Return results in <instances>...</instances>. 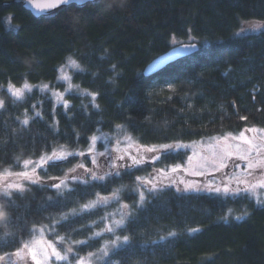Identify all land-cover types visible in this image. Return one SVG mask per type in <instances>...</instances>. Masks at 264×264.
I'll return each mask as SVG.
<instances>
[{
	"label": "trees",
	"instance_id": "1",
	"mask_svg": "<svg viewBox=\"0 0 264 264\" xmlns=\"http://www.w3.org/2000/svg\"><path fill=\"white\" fill-rule=\"evenodd\" d=\"M247 21L264 22V0H98L40 18L22 3L0 0V174L56 150L73 154L38 169L40 182L0 195L11 213L7 230H0V256L16 258L34 229L48 225L63 251L72 247L69 264L117 236L121 244L100 264H264L261 197L186 190L211 177L165 172L185 163L188 151L161 154L151 165L104 180L52 187L80 165L91 167L84 152L92 137L120 127L140 147L264 130V30L236 35ZM190 39L200 45L198 53L155 77L143 75L173 41ZM69 57L81 65L74 82L88 93L68 95L67 108L36 90L22 100L7 92L10 84L56 82ZM162 80L171 87L155 85ZM142 176L156 190L137 207L132 188ZM117 191L130 216L96 237L116 203L79 210Z\"/></svg>",
	"mask_w": 264,
	"mask_h": 264
},
{
	"label": "rangeland",
	"instance_id": "2",
	"mask_svg": "<svg viewBox=\"0 0 264 264\" xmlns=\"http://www.w3.org/2000/svg\"><path fill=\"white\" fill-rule=\"evenodd\" d=\"M256 23L264 24V22L247 21L241 25L237 33H239V35H246L249 33H256L261 30H264V27H261L255 31L251 29L243 32L241 31V28H248L249 24ZM193 42V39H190L185 42L175 40L173 41V46L182 43ZM72 58L75 59L74 57ZM61 69H63V75H66L69 79L64 80L61 78ZM80 70L81 65L78 69L73 68L69 64V59H67L65 63L60 67L57 80L54 83L43 82L39 84H29L30 89H25L24 84L14 85L15 87L20 88L22 90L21 96L17 97L14 95L16 97L15 99L22 100L25 97L26 93H32L36 90L41 94L47 95L52 98L56 105H64L65 102H67V104L69 105V100L67 99L68 95L79 92L88 93L87 91L81 90L78 85L74 82L73 75L75 72ZM155 82V85L159 86L160 88L171 87V84L165 80ZM69 83H71L72 85L71 89L68 88ZM45 84L48 85L47 88L43 87ZM57 84H62L63 86L60 88L56 86ZM7 92L12 93L11 91H9V86ZM54 93L60 94L61 98L58 99L56 95H53ZM241 132H244L245 136L248 139L252 140L254 145L259 146L260 153L264 154V130L256 129V132L253 133L251 129H245ZM240 133L233 135L218 136L191 143L168 144L173 145V148L163 149L161 147L162 145L140 147L136 144L135 140L127 132V130L124 127H120L116 129L113 133H100L94 136L96 137V141L93 143V141L91 140V147L86 152H84L86 154V157L89 158L91 161V167L86 168L84 166H79L76 169H73L72 171L68 172V176L63 179V181H65L64 184L68 185V182H77L79 180L85 179L100 180L99 177L101 176L106 179V177H109L112 174L117 175V173L120 174L121 172L125 171H133L138 168L151 165V162L155 161L161 154L169 152L188 151L189 154L187 160L185 161V163L179 165L178 170H184L187 174L195 177L206 175H210L211 177L207 179V182L202 183V185L189 183L188 185H191V187H187V185L186 190H201L218 194L221 196H237L242 194H248L249 196H254L256 198L261 197L259 199L262 200L264 199V187H261L260 185L264 184V175H261L259 169L251 170L252 174L249 175L248 170H246L247 162L241 161L235 155H233L231 159L224 161L227 164V167L217 170L219 168L221 160L224 157L225 152L231 151L233 153L243 154L245 148L249 147L245 145L242 140L238 139ZM152 148H155L156 151H148V149ZM53 153H56L57 156L63 153L65 158L73 155H68L69 152H67V150L60 149L36 159H28L22 161L20 163L19 172H14L11 169H6L0 174V195H7L6 193L12 194L14 192L24 190L26 188L25 186L29 183L40 182V178L37 175L38 169L42 168L44 165L48 164L51 161L61 160L53 157ZM102 153L103 155H101ZM250 154L251 157L254 159L259 158L258 153L255 149H252ZM49 157L52 158L49 159ZM120 157H123V160H121ZM132 157H135L137 161H140V163H133ZM93 158H95L96 163H92ZM233 160L235 161V164H239L240 166L235 167L233 164ZM26 161L28 162L27 164H25ZM176 167L177 166H173L169 168V170L166 169L165 172L171 171V169ZM24 172H27L28 176L31 177V179L20 175V173ZM201 172L203 173V175L198 174ZM74 177L76 179H73ZM56 182L57 180L54 181L53 184H57ZM16 185H19V187H16ZM253 185H255L256 187L254 190H251ZM209 188H219L220 191H209ZM225 189H227V191H225ZM236 189H241V191L236 192ZM244 189L249 190L245 191ZM132 190L139 196V203L137 204V207H140L144 198H146V196L150 192L156 190V187L151 177L142 176L137 179V182L132 188ZM141 194H143V199H141ZM120 199L121 192L117 191L114 195L97 198L87 204L90 205V207L86 208L84 206L79 210V213H82L84 211L97 208L98 206H111L112 204L116 203L115 209H112V212L106 217L105 228L98 229L95 231L94 235L96 237L106 232L107 228H111L112 231L115 230L117 227L123 225L129 218L131 208L127 207L124 203H122ZM76 214V212H72L71 214L62 217V220ZM58 241L63 242V240L60 238L58 239ZM26 244L28 245V249H24L23 246V251H21L22 249L20 250L19 256H16V258L14 256L8 257L6 259L4 258L3 260H0V264H13V262L14 264H35V262L31 258L32 251H35L37 253V259H42V254L45 251L51 254L52 248H55V250L59 252L61 256H67L68 259L69 254L72 253V251L68 252V249L72 247H64L63 251L58 246L57 239L53 236L52 228L48 225L35 228L31 239ZM120 244L121 242L119 243L118 241H116L115 245L113 244V242H105L100 252L88 258L80 259L75 264H100L106 258V256L109 255L110 252L115 250L117 247H119ZM105 251L107 252V255L104 254ZM68 259L56 260L55 257L52 256V258L47 261V264H69Z\"/></svg>",
	"mask_w": 264,
	"mask_h": 264
},
{
	"label": "snow or ice",
	"instance_id": "3",
	"mask_svg": "<svg viewBox=\"0 0 264 264\" xmlns=\"http://www.w3.org/2000/svg\"><path fill=\"white\" fill-rule=\"evenodd\" d=\"M58 2H59V3H63V4H68V3L71 2V0H58ZM86 2H87V0H85V3H86ZM6 19H7L8 22H11V20H12V16H8ZM261 27H264V24H261V23L249 24V25H248V28H241V31L243 32V31H247V30H249V29L255 31V30H257V29H259V28H261ZM189 31H190V30H189ZM236 35H239V33H236ZM184 47L195 48V47H196V44L193 43V44L185 45ZM69 64H70L73 68H77V69H78V68L80 67V65H78V64H77L75 61H73V60H69ZM113 67H114V66H113ZM61 73H62V77H61L62 79H64V80L69 79L66 75H63V69H61ZM43 87H44V88H47L48 85L45 84ZM24 88H25V89H30V85L27 84V83H25V84H24ZM68 88H69V89L72 88L71 83L68 84ZM9 91H11L12 94L15 95V96H17V97H19V96L22 95V90H21L20 88L15 87L14 85H11V84L9 85ZM53 95H56L58 99L61 98V97H60V94H58V93H54ZM92 99H93V103H95V99H96L95 95H93ZM2 106H3V101L0 100V107H2ZM67 106H68V105H67V102H65L64 107L67 108ZM23 123H24L25 125H27V124H28V120L25 119V120L23 121ZM251 131H252L253 133H255V132H256V129H251ZM225 139H227V138H225ZM234 139H236V138H234ZM238 139L242 140V141L244 142V144L247 145V146H249V147H246V148H245L243 154H240V153H233V152H231V151H227V152H225L224 157H223V159L221 160V163H220L219 168H218L217 170H220L221 168L227 167V164H226L224 161H225V160H228V159H231L232 156L235 155L239 160H241V161H246V162H247V163H246V170H248L249 175L252 174V171H251V170H255V169H259L261 175H264V154H261V153H260L259 146L254 145L253 142H252V140L248 139V138L245 136L244 132H241V133H240V136H239ZM92 141H93V143H94V142L96 141V137H92ZM161 147H162L163 149H171V148H173V145L165 144V145H162ZM184 147H187V146H184ZM237 147H239V146H237ZM252 149H255V150L257 151V153H258V157H259V158H255V159H254V158L251 157V154H250V153H251V150H252ZM148 151H156V149H155V148H152V149H148ZM68 155H72V153H69ZM79 155L82 156V155H84V154H83V153H79ZM101 155H103V153H102ZM53 157H55L56 159H62V158H65L63 153L60 154L59 156H57L56 153H53ZM51 158H52V157H49V159H51ZM120 159L123 160V157H120ZM190 159H191V158H190ZM132 160H133V163H135V164L140 163V161H137L135 157H132ZM27 163H28V162L26 161L25 164H27ZM92 163H96L95 158H93ZM233 164H234L235 167H239V166H240L239 164H235V161H233ZM80 167H83V165H80ZM178 169H179V165H177L176 168L171 169V171H172V172H177ZM161 171H162V170H161ZM198 174L203 175L202 172H201V173H198ZM20 175H23V176H25V177L31 179V177L28 176V173H27V172L20 173ZM117 175H119V173H117ZM94 178H95V177H94ZM73 179H76V178L74 177ZM99 179H100V180H103L104 177L101 176V177H99ZM34 182H35V181H34ZM64 183H65V181L61 180L59 183H57V184H55V185H52V187H55V188L59 189V188L61 187V184H64ZM172 183H175V181H172ZM260 186H261V187H264V184H261ZM16 187H19V185H16ZM187 187H191V185H188ZM255 187H256V186L253 185L251 190H254ZM208 190H209V191H216V192H219V191H220L219 188H216V189H211V188H209ZM244 190L247 191V190H249V189H244ZM225 191H227V189H225ZM235 191H236V192H239V191H241V189H236ZM141 199H143V194H141ZM257 203H259V204H264V200H261V199L258 198V199H257ZM85 207H86V208H87V207H90V205H85ZM236 219L239 220V219H242V217H237ZM118 223H119V222H118ZM108 231H112V229L109 228ZM193 231H196V230L193 229ZM169 235H171V236H175L176 233H175V232H172V233H169ZM123 239H124L125 242H127V241L129 240V237H128V236H124ZM162 239H163V237H162ZM119 240H120V237L117 236V237H116V240L113 241V244L115 245V244H116V241H119ZM79 243H84V242H83V241H80ZM24 249H28V245H27V244L24 245ZM21 251H23V249H22ZM71 251H72V248H69V249H68V252H71ZM104 254L107 255V252L105 251ZM14 255H15V256H19V255H20V251H17L16 253H14ZM52 256H54L56 260H67V259H68L67 256H61L60 253L57 252V251L55 250V248H52V249H51V254H49V252H47V251L43 252V254H42V259H37V253H36L35 251H32V253H31V258H32V260L35 262V264H47V261H49V260L52 258ZM3 259H4V257H3V256H0V260H3ZM13 264H14V262H13Z\"/></svg>",
	"mask_w": 264,
	"mask_h": 264
},
{
	"label": "water",
	"instance_id": "4",
	"mask_svg": "<svg viewBox=\"0 0 264 264\" xmlns=\"http://www.w3.org/2000/svg\"><path fill=\"white\" fill-rule=\"evenodd\" d=\"M98 0H71L68 4L59 3L58 0H15L16 3H22L25 10L29 11L35 18H40L43 16H50L63 8L69 7L71 5H85L88 3H93ZM10 2H5L3 5H9ZM196 44L195 48L184 47L189 44ZM193 43H182L173 46L167 52L161 54L154 60H152L144 69L143 75L145 77H155L159 72L168 67L169 65L192 56L199 52L200 45L197 42Z\"/></svg>",
	"mask_w": 264,
	"mask_h": 264
},
{
	"label": "clouds",
	"instance_id": "5",
	"mask_svg": "<svg viewBox=\"0 0 264 264\" xmlns=\"http://www.w3.org/2000/svg\"><path fill=\"white\" fill-rule=\"evenodd\" d=\"M108 7L109 8L111 7V3L108 4ZM68 59L73 60L78 64V62L75 59H73L72 57H69ZM109 83L114 84L115 78L109 80ZM6 194L10 195V193H6ZM10 217H11V213H10L7 205L3 201H0V230H5V231L7 230Z\"/></svg>",
	"mask_w": 264,
	"mask_h": 264
}]
</instances>
